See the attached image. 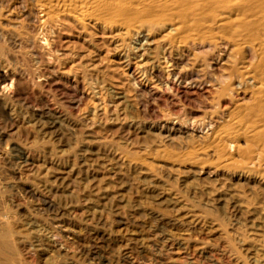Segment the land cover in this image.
I'll use <instances>...</instances> for the list:
<instances>
[{
	"label": "rangeland",
	"instance_id": "rangeland-1",
	"mask_svg": "<svg viewBox=\"0 0 264 264\" xmlns=\"http://www.w3.org/2000/svg\"><path fill=\"white\" fill-rule=\"evenodd\" d=\"M0 2V89L8 84L7 92H0V216L5 218L0 236L8 237L1 245L3 261L255 264L264 254V185L258 176L264 174V163L260 173L251 175L237 164L227 165V159L221 162L210 147L213 134L204 132L238 99L222 93L229 82L222 78L232 72L230 51L196 47L186 52L185 46L170 43L164 31L117 36L107 30L84 32L71 22L50 30L28 16L31 0ZM48 201L54 203L49 208ZM57 223L75 236L60 235ZM9 240L16 241L12 245Z\"/></svg>",
	"mask_w": 264,
	"mask_h": 264
},
{
	"label": "bare ground",
	"instance_id": "bare-ground-1",
	"mask_svg": "<svg viewBox=\"0 0 264 264\" xmlns=\"http://www.w3.org/2000/svg\"><path fill=\"white\" fill-rule=\"evenodd\" d=\"M1 1V0H0ZM33 3L32 9L29 11L28 16L34 17L38 23L44 26L55 27L68 24L71 22L76 25L80 30L87 32L89 29H97L103 31H115L117 36L130 35L132 32H138L145 30L153 33L156 31L166 32L165 38L170 43L183 45L188 49L199 48H221L226 51H230L229 60L232 66V72L227 78H222L226 82L228 79V85L222 91L223 94L227 92L231 93V96H235L237 101L229 107L225 115H219L221 117L216 118V121H211L205 126V131L211 132L212 144L214 154H219L220 161L222 158L227 159V165L237 164L242 172L255 175L257 169L264 163V0H31ZM0 7L2 4L0 2ZM28 10V9H27ZM2 11V10H0ZM5 14V13H4ZM7 15V14H6ZM1 16V15H0ZM3 18V17H2ZM7 18V17H6ZM8 19V18H7ZM11 20V19H10ZM7 21V20H6ZM13 22V21H12ZM18 23V22H17ZM8 24V23H7ZM19 24H15L14 27H18ZM13 26V25H12ZM2 28V26H1ZM12 28V27H11ZM33 28V27H31ZM74 28V27H73ZM6 29V28H5ZM18 29V28H17ZM55 29V28H54ZM14 30V29H13ZM45 32V31H44ZM80 33V32H79ZM158 33V32H157ZM70 34V33H69ZM140 34V33H139ZM113 35H116L115 33ZM7 37V36H6ZM126 37V36H125ZM4 38V37H3ZM119 38V37H118ZM16 40V39H15ZM116 40V39H115ZM18 41V40H17ZM117 41V40H116ZM126 41V40H125ZM154 41V40H153ZM6 42V41H5ZM50 42V41H49ZM7 43V42H6ZM41 43V42H40ZM125 43V42H124ZM165 43V42H164ZM123 44V41H122ZM166 44V43H165ZM52 45V44H51ZM182 46L179 48L181 49ZM145 49V48H144ZM172 49V48H171ZM184 49V48H183ZM182 49V50H183ZM207 49V50H208ZM119 50V49H118ZM168 50V49H167ZM170 50V48H169ZM202 50V49H201ZM206 50V49H204ZM166 51V50H165ZM176 51V50H175ZM200 51V50H199ZM178 52V51H177ZM180 52V51H179ZM197 52V51H196ZM218 52V51H217ZM69 53V52H68ZM169 53V52H168ZM172 53V52H171ZM191 53V52H190ZM199 53V52H197ZM221 53V52H220ZM176 54V53H175ZM184 54V53H183ZM188 54V53H187ZM31 55V54H30ZM174 55V54H173ZM178 55V54H176ZM190 55V54H189ZM194 55V53H193ZM223 55V54H222ZM162 56V55H161ZM166 56V55H165ZM172 56V55H171ZM196 55H194L195 57ZM215 56V55H214ZM213 56V57H214ZM220 56V55H219ZM164 57V56H163ZM180 57V56H179ZM177 56L176 58L179 59ZM191 57V56H190ZM212 57V58H213ZM217 57V56H216ZM168 58V57H167ZM170 58V57H169ZM175 58V59H176ZM183 58V57H182ZM185 58V57H184ZM183 58V59H184ZM188 58V57H187ZM211 56L209 57V59ZM182 59V60H183ZM215 59V58H214ZM222 59V58H221ZM220 59V60H221ZM187 60V59H186ZM191 60V59H190ZM194 60V59H192ZM218 60V59H217ZM161 61V60H160ZM216 61V60H214ZM170 62V61H169ZM172 62V61H171ZM190 62V61H189ZM197 60L195 61V63ZM210 64L212 61H209ZM167 63V62H166ZM177 63V62H176ZM179 63V62H178ZM184 63V62H183ZM188 63V62H187ZM175 64V62H174ZM181 64V63H180ZM191 64V62L189 63ZM188 64V65H189ZM194 64V63H192ZM197 64V63H196ZM218 64V62H217ZM172 65V63H171ZM177 65V64H176ZM187 65V66H188ZM200 65V64H199ZM213 65V64H211ZM209 65V66H211ZM216 65V64H215ZM230 66V65H228ZM163 67V66H162ZM190 67V66H189ZM195 67V65H194ZM204 68V67H203ZM214 68V66H213ZM229 68V67H228ZM189 69V68H188ZM191 69V67H190ZM205 69V68H204ZM207 69V68H206ZM205 69V70H206ZM216 69V68H215ZM214 69V70H215ZM192 70H194L192 68ZM201 70V69H199ZM213 70V69H211ZM174 71V70H173ZM187 71V70H184ZM198 71V70H197ZM69 72V71H68ZM180 72V71H179ZM193 72V71H192ZM191 72V73H192ZM196 72V71H195ZM194 72V73H195ZM203 72V71H202ZM201 72V73H202ZM187 73V72H186ZM188 73H190L188 71ZM197 73V72H196ZM198 73H200L198 71ZM205 73V72H204ZM217 73V72H216ZM229 73V71L227 72ZM169 74H171L169 72ZM168 74V75H169ZM184 74V73H183ZM192 75V74H190ZM196 75V74H195ZM201 75V74H200ZM199 75V76H200ZM173 76V75H171ZM170 76V77H171ZM185 76V75H184ZM193 76V75H192ZM209 76V75H207ZM206 76V78H207ZM168 77V76H167ZM175 77V76H174ZM176 77H178L176 75ZM182 77V76H181ZM191 77V76H190ZM48 78V77H47ZM185 78V77H184ZM199 78V77H198ZM203 78V77H202ZM211 78V77H209ZM219 78V77H218ZM193 79V78H191ZM197 79V78H196ZM201 78H199L200 80ZM205 79V76H204ZM180 80V79H179ZM183 80V79H182ZM198 80V82H199ZM202 80V79H201ZM227 80V81H228ZM174 81V79H173ZM168 82V80H167ZM179 82V81H178ZM201 82V81H200ZM186 83V81H184ZM203 83V82H202ZM168 84V83H167ZM173 84V83H172ZM181 84V83H180ZM187 84V83H186ZM194 84V83H193ZM192 84V85H193ZM197 84V83H196ZM195 84V85H196ZM208 84V83H207ZM67 85V84H66ZM204 85V84H202ZM11 86V85H10ZM9 86V88H10ZM175 86V85H174ZM190 86V85H189ZM211 86V84H210ZM209 86V87H210ZM199 87V86H198ZM197 87V88H198ZM203 87V86H202ZM207 87V86H206ZM8 84L4 82L1 87L2 94L7 92ZM154 88V87H153ZM157 88V87H156ZM171 88V87H170ZM169 88V89H170ZM176 88V87H175ZM174 88V89H175ZM178 88V87H177ZM187 88V87H186ZM186 88L184 90H186ZM190 88V87H189ZM214 88V87H213ZM211 89V88H210ZM220 89V90H221ZM140 90V89H139ZM152 90V88H151ZM177 90V89H176ZM189 90V89H188ZM203 90V88H202ZM192 91V90H191ZM199 91V90H198ZM207 91V90H206ZM205 91V92H206ZM213 91V90H212ZM215 91V90H214ZM152 92V91H151ZM155 92V91H154ZM179 92V91H178ZM182 92V91H181ZM179 92V93H181ZM189 92V91H188ZM186 90V93H188ZM209 92V91H208ZM10 93V92H9ZM8 93V94H9ZM166 93V92H164ZM184 93V92H183ZM193 93V91H192ZM203 93V92H202ZM215 93V92H214ZM218 93V92H217ZM191 93H188V96ZM211 94V93H210ZM210 94H208L210 96ZM216 94V93H215ZM214 94V95H215ZM220 94V93H219ZM6 95V94H5ZM146 95V94H145ZM185 95V93L183 94ZM192 95V94H191ZM195 95V93H193ZM200 95V94H199ZM205 96V95H204ZM206 96V97H209ZM211 96H213L211 94ZM226 96V95H224ZM228 96V95H227ZM13 97V96H12ZM210 98V97H209ZM225 98V97H224ZM229 98V97H228ZM206 99V98H205ZM226 99V98H225ZM224 99V101H225ZM228 100V99H227ZM236 100V99H235ZM223 101V102H224ZM195 102V101H194ZM227 102V101H226ZM232 102V100H231ZM225 104V103H224ZM228 104V103H227ZM226 104V105H227ZM195 105V104H194ZM198 105V104H197ZM229 105V104H228ZM223 108H226L227 106ZM61 113V112H60ZM173 114V113H172ZM218 114V113H217ZM221 114V113H219ZM224 114V113H223ZM211 116V115H210ZM199 117V116H198ZM53 118V116H52ZM57 118V117H56ZM159 118V117H158ZM162 118V116H161ZM164 119V118H163ZM214 119V118H213ZM55 120V119H54ZM53 120V121H54ZM61 120V119H60ZM194 120V119H193ZM58 121V120H57ZM65 121V120H64ZM63 121V122H64ZM186 121V120H185ZM61 122V121H60ZM194 122V121H193ZM205 122V121H204ZM57 123V122H56ZM168 123V122H167ZM176 123V122H175ZM181 123V122H180ZM197 123V122H196ZM169 124V123H168ZM191 124V123H190ZM200 124V123H199ZM198 124V125H199ZM174 125V124H173ZM165 126V125H164ZM167 126V125H166ZM182 126V125H181ZM180 126V128H181ZM188 126V125H187ZM193 126V125H192ZM195 126V125H194ZM202 126V125H201ZM163 128V127H162ZM202 128V127H200ZM171 129V128H170ZM177 129V128H176ZM189 129V128H188ZM192 129V128H191ZM196 129V128H195ZM194 129V130H195ZM164 130V129H161ZM167 130V129H166ZM169 130V129H168ZM171 131V130H170ZM169 131V132H170ZM187 131V130H186ZM200 131V130H199ZM180 132V130H179ZM183 132V131H182ZM97 133V132H96ZM171 133V132H170ZM185 133V132H183ZM192 133V132H191ZM208 133V132H207ZM128 134V133H127ZM187 134V133H186ZM190 134V133H189ZM188 134V135H189ZM200 134H203L200 132ZM206 134V133H205ZM88 135V134H87ZM91 135V134H90ZM96 135V134H95ZM98 135V134H97ZM123 135V134H121ZM167 138V133L165 134ZM170 135V134H169ZM168 135V136H169ZM174 135V134H173ZM194 134L190 135L193 136ZM208 135V134H207ZM211 135V134H210ZM93 136V135H92ZM128 136V135H127ZM135 136V135H134ZM201 136V135H200ZM129 137V136H128ZM158 137V136H157ZM164 137V136H163ZM197 137V136H196ZM202 137V136H201ZM176 137H169L168 139ZM206 138V137H205ZM105 139V138H104ZM125 139V138H124ZM177 139V138H176ZM209 139V138H208ZM91 140V139H90ZM110 140V139H109ZM167 140V139H166ZM178 140V139H177ZM199 140V139H198ZM206 140V139H205ZM210 140V139H209ZM176 141V140H175ZM186 141V140H185ZM202 141V140H201ZM95 142V141H94ZM123 142V141H121ZM207 142V141H206ZM171 143V142H170ZM200 143V142H199ZM204 144V143H203ZM202 144V145H203ZM206 144V143H205ZM209 144V145H210ZM144 145V144H142ZM172 145V144H171ZM169 145L168 147H170ZM182 145V144H181ZM191 145V144H190ZM201 145V144H200ZM145 146V145H144ZM86 147V146H85ZM174 147V146H173ZM202 147V146H200ZM206 146H204L205 148ZM190 148V147H189ZM203 150H206L204 149ZM177 149V148H176ZM189 150V149H188ZM194 150V149H193ZM192 150V151H193ZM104 151V150H102ZM179 151V150H178ZM187 151V150H186ZM185 151V152H186ZM197 151V150H196ZM201 151V149H200ZM208 151V150H206ZM211 151V150H210ZM203 152V151H202ZM106 153V152H105ZM183 153V152H182ZM190 153V152H189ZM201 153V152H200ZM166 154V153H165ZM188 154V153H187ZM193 154V153H192ZM192 154H189L190 156ZM206 154V153H205ZM209 154V153H208ZM95 155V154H94ZM189 155L187 157H189ZM211 155V153H210ZM184 156V155H183ZM182 156V157H183ZM214 156V155H213ZM121 157V156H120ZM185 157V156H184ZM204 157V156H203ZM209 157V156H208ZM212 157V155H211ZM210 157V158H211ZM222 157V158H221ZM122 158V157H121ZM196 158V157H194ZM205 159L207 157H204ZM217 158V156H216ZM183 159V158H182ZM193 159V158H192ZM203 159V158H202ZM213 159V158H212ZM142 160V159H141ZM170 160V159H169ZM173 160V159H172ZM209 160V158L207 159ZM206 160V161H207ZM214 160V159H213ZM212 160V162H213ZM110 161V160H109ZM112 161V160H111ZM146 161V160H143ZM142 161V162H143ZM196 161V160H195ZM198 161V158H197ZM204 160H202L203 162ZM113 162V161H112ZM201 162V161H200ZM205 162V161H204ZM215 162V161H214ZM213 162V163H214ZM219 162V161H217ZM215 162V163H217ZM222 162V161H221ZM146 162L142 164L144 166ZM189 163V162H188ZM199 162H197L198 164ZM207 163H211L207 161ZM206 163V164H207ZM214 163V164H215ZM107 164V163H106ZM141 164V163H140ZM175 164V163H174ZM192 164V162H191ZM201 164V163H200ZM204 166V163H202ZM147 164L148 169L150 168ZM173 165V163L171 164ZM219 165H221L219 163ZM224 165V164H223ZM233 165V166H234ZM181 166V165H180ZM206 166V165H205ZM210 166V165H209ZM213 166V165H212ZM236 166V165H235ZM263 166V165H262ZM118 167V166H117ZM146 167V168H147ZM154 167V166H153ZM181 167H184L183 165ZM197 167V165H196ZM207 167V166H206ZM218 167V166H217ZM224 167V166H223ZM222 167V170H223ZM226 167V166H225ZM238 167H234V170ZM178 168V166H177ZM186 168V167H185ZM188 168V167H187ZM199 168V167H198ZM201 168V167H200ZM213 168V167H212ZM221 168V167H218ZM233 168V167H232ZM262 168V167H261ZM264 168V167H263ZM161 169V168H160ZM179 169V168H178ZM181 169V168H180ZM183 169V168H182ZM216 169V167H215ZM228 169V168H225ZM224 169V171H225ZM15 170V169H14ZM150 170V169H149ZM152 170V169H151ZM187 170V169H186ZM196 170V169H194ZM198 170V169H197ZM201 170V169H200ZM210 170V169H209ZM218 170V169H216ZM239 170V169H238ZM167 171V170H166ZM189 171V168L188 170ZM191 171V170H190ZM189 171V172H190ZM233 171V170H232ZM231 171V172H232ZM168 172V171H167ZM166 172V173H167ZM196 172V171H195ZM199 172V171H197ZM204 172V171H202ZM209 174L210 171L207 170ZM214 172V171H212ZM219 172V171H218ZM223 172V171H222ZM238 172V171H237ZM260 173V171L258 170ZM257 172V173H258ZM170 173V172H169ZM187 173V172H186ZM206 173V172H205ZM224 173V172H223ZM228 173V172H227ZM233 173V172H232ZM264 173V172H263ZM230 174V173H228ZM246 174V175H247ZM208 175V174H206ZM245 176V174H244ZM259 180L264 185V174H259ZM168 177V176H167ZM207 177V176H206ZM230 177V175H229ZM228 177V178H229ZM176 178V177H175ZM225 178V177H222ZM241 178V176H240ZM174 179V178H173ZM247 179V178H246ZM254 179V178H252ZM257 179V178H256ZM206 180V179H205ZM228 180V179H227ZM240 180V179H239ZM244 180V179H243ZM255 180V179H254ZM208 181V180H207ZM210 181V180H209ZM208 181V182H209ZM173 182V181H172ZM191 182V181H190ZM189 182V183H190ZM247 182V181H246ZM249 182V181H248ZM247 182V183H248ZM253 182V181H252ZM259 182V181H258ZM210 183V182H209ZM213 183V182H212ZM243 184L245 182H242ZM241 183V184H242ZM214 184V183H213ZM246 184V183H245ZM259 184V183H258ZM188 185V183H187ZM190 185V184H189ZM202 185V184H201ZM204 185V184H203ZM224 185V184H222ZM221 185V186H222ZM238 185V184H237ZM253 185V184H252ZM184 186V185H183ZM219 186V185H218ZM219 186V187H221ZM234 186V185H233ZM246 186V185H245ZM256 184V189H257ZM186 187V186H185ZM195 187V186H194ZM203 187V186H202ZM217 187V186H215ZM231 186H229L228 189ZM241 187V186H240ZM247 187L250 188L248 185ZM246 187V188H247ZM218 188V187H217ZM224 188V186H223ZM226 188V187H225ZM255 188V187H254ZM259 188V187H258ZM261 188V187H260ZM215 189V188H214ZM222 189V188H221ZM238 189V188H237ZM252 189V188H251ZM263 189V188H262ZM186 190V189H185ZM203 190V189H202ZM233 190V188H232ZM242 190V189H241ZM253 190V189H252ZM261 190V189H259ZM34 191V190H33ZM229 191V190H228ZM234 191V190H233ZM249 191H251L249 189ZM262 191V190H261ZM264 191V190H263ZM29 192V191H28ZM194 192V191H193ZM210 191L207 193L209 194ZM220 192V189H219ZM232 192V191H231ZM244 192V191H242ZM252 192V191H251ZM257 192H259L257 190ZM256 192V193H257ZM188 193V192H187ZM218 193V192H217ZM237 193V192H236ZM239 193V192H238ZM225 194V193H223ZM227 194H230L227 192ZM235 193H232L234 195ZM242 194V193H241ZM244 194H246L244 192ZM251 194V193H249ZM253 194V193H252ZM260 194V193H258ZM263 194V192H262ZM184 195V194H183ZM215 195V193H213ZM220 195V194H219ZM198 196V195H197ZM224 196V195H222ZM254 197V195H252ZM202 197V196H201ZM214 197V196H213ZM216 197V196H215ZM246 197L247 194H246ZM251 197V198H253ZM256 197V196H255ZM253 200L256 201V198ZM258 197V196H257ZM174 198V197H173ZM177 198V197H176ZM191 198V197H190ZM193 198V196H192ZM227 198V197H226ZM236 197H234L235 199ZM242 198V197H241ZM249 198V197H248ZM202 199V198H201ZM221 199V196L220 198ZM218 199V200H219ZM223 201L229 202L227 199L222 198ZM237 199V198H236ZM245 199V198H244ZM217 200V198L215 199ZM240 200V199H237ZM11 201V200H10ZM44 201V200H43ZM46 201V199H45ZM44 201V202H45ZM221 201V200H220ZM231 201V200H230ZM245 201V200H244ZM263 201V200H262ZM232 202V201H231ZM248 202V201H246ZM254 202V201H253ZM257 202V201H256ZM53 203V202H51ZM46 202V206L49 208L51 204ZM221 203V202H220ZM223 203V202H222ZM206 204V203H205ZM240 204V203H237ZM45 205V204H44ZM220 205V204H217ZM227 205V204H225ZM231 205V204H229ZM253 205V204H252ZM262 205V204H261ZM224 206V205H222ZM221 206V207H222ZM233 206V204H232ZM230 206V207H232ZM248 205H245V207ZM255 206V204H254ZM257 206V205H256ZM182 207V206H181ZM226 207V206H225ZM228 207V206H227ZM241 207V206H240ZM249 207V206H248ZM252 207V206H251ZM259 207V206H258ZM57 208V207H56ZM238 208V207H237ZM250 208V207H249ZM249 208L247 209L249 211ZM257 208V207H256ZM3 209V208H2ZM221 209V208H220ZM242 209V208H241ZM245 209V208H243ZM264 209V208H263ZM262 209V210H263ZM53 210V209H52ZM51 210V211H52ZM179 210V209H178ZM235 210V208H234ZM233 210V211H234ZM251 210V209H250ZM1 211V210H0ZM58 211V210H57ZM56 211V212H57ZM212 211V210H211ZM227 211V210H225ZM231 211V210H230ZM257 211V210H256ZM3 212V211H1ZM242 212V211H241ZM247 212V211H246ZM254 212V211H253ZM258 212V211H257ZM264 212V211H263ZM176 213V212H175ZM213 213V212H212ZM251 213V212H250ZM2 214V213H1ZM57 214V213H56ZM151 214V213H149ZM153 214V212H152ZM217 214V213H216ZM240 214V213H238ZM249 214V212H248ZM252 214V213H251ZM256 214V213H255ZM255 214H253L255 216ZM66 215V214H65ZM158 215V214H155ZM166 215V214H165ZM3 216V215H2ZM6 216V215H5ZM8 216V215H7ZM249 216V215H248ZM4 217V216H3ZM157 217V216H155ZM61 217H59L60 219ZM145 218V217H144ZM152 218V217H151ZM154 218V217H153ZM165 218V216H164ZM171 218V217H170ZM216 218V217H214ZM5 219V218H4ZM3 218L0 216V226L4 223ZM7 219V217H6ZM13 219V218H12ZM181 219V218H180ZM179 219V220H180ZM219 219V218H218ZM251 219V218H250ZM253 219V218H252ZM259 219V217H258ZM262 219V217H261ZM56 220V219H55ZM157 220L162 221V217H157ZM166 220V219H164ZM177 220V219H175ZM58 221V220H57ZM167 221V220H166ZM171 221V220H170ZM169 221V223H170ZM198 221V220H197ZM222 221V220H221ZM227 221V220H226ZM254 221V220H252ZM262 221V220H258ZM9 222V220H8ZM62 222V221H60ZM118 222V221H117ZM158 222V221H157ZM190 222V221H187ZM7 223V221H6ZM56 223V222H55ZM160 223V222H158ZM166 223V222H165ZM172 223V222H171ZM184 223V222H176ZM174 222V224H176ZM225 223V222H224ZM243 223V222H242ZM33 224V223H32ZM66 224V223H65ZM163 224V223H162ZM189 224V223H188ZM251 224V223H250ZM4 225V224H3ZM6 225V224H5ZM57 232L64 236H75V232L65 227L64 225L57 223ZM183 225V224H182ZM225 225V224H224ZM227 225V224H226ZM39 226V225H38ZM67 226V225H66ZM163 226V225H162ZM180 226V225H179ZM191 226V225H190ZM193 226V224H192ZM251 226V225H250ZM263 226V225H262ZM34 227V226H33ZM42 227V225H41ZM198 228V227H197ZM260 228V227H258ZM6 229V228H5ZM188 229V228H187ZM263 230V228L261 227ZM3 230V229H2ZM1 230V231H2ZM199 230V229H198ZM212 230V229H211ZM236 230V229H235ZM257 230V229H256ZM5 232V230H3ZM2 231V232H3ZM76 231V230H75ZM225 231V229H224ZM258 231V230H257ZM264 231V230H263ZM42 232V231H41ZM78 232V231H77ZM149 232V231H148ZM260 232V231H259ZM83 233V232H82ZM54 234H57L54 232ZM79 234V233H77ZM165 234V233H164ZM232 234H234L232 232ZM253 234H257L256 232ZM47 235V234H46ZM243 235V234H242ZM252 235V234H251ZM264 235V234H263ZM262 235V237H264ZM45 236V235H43ZM54 236V235H53ZM57 236V235H55ZM63 236V237H64ZM82 236V235H81ZM169 236V235H168ZM245 236V234H244ZM242 236V237H244ZM250 236V234H249ZM253 236V235H252ZM257 236V235H256ZM49 237V236H48ZM157 237V236H156ZM232 237V236H231ZM235 237V236H234ZM233 237V238H234ZM247 237V235H246ZM7 236H0V250L1 245L7 244ZM54 238V237H52ZM177 238V237H176ZM250 238V237H249ZM252 238V237H251ZM17 239V238H16ZM36 239V238H35ZM171 239V238H170ZM169 239V240H170ZM13 240V239H12ZM12 240H9L12 241ZM21 240V239H20ZM39 240V239H38ZM45 240V239H44ZM50 240V239H48ZM54 240V239H53ZM146 240V239H145ZM151 240V239H150ZM187 240V239H186ZM239 240V239H238ZM261 240H264L263 238ZM16 241V240H15ZM14 241V242H15ZM36 241V240H35ZM51 241V240H50ZM66 241V240H65ZM178 241V240H176ZM234 241V240H233ZM236 241V238H235ZM258 241V240H257ZM13 242V241H12ZM10 242L12 245L13 243ZM25 242V241H24ZM23 242V243H24ZM32 242V241H31ZM172 242V241H171ZM174 242V241H173ZM181 242V241H180ZM232 242V241H231ZM249 242V241H248ZM246 242V243H248ZM39 243V242H38ZM161 243V242H160ZM175 243V242H174ZM179 243V242H178ZM182 243V242H181ZM180 243V246H181ZM244 243V242H243ZM260 243V240L259 242ZM30 244V243H29ZM67 244V243H66ZM143 244V243H142ZM177 244V243H176ZM229 244V243H228ZM263 244V243H262ZM34 245V244H33ZM46 245V244H45ZM162 245V244H161ZM238 245V244H237ZM235 245V247H237ZM260 245V244H259ZM29 246V245H28ZM32 246V245H31ZM58 246V245H57ZM179 246V245H178ZM239 246V245H238ZM242 247V245H240ZM245 246V245H244ZM9 247V246H8ZM35 247V246H34ZM37 247V246H36ZM39 247V246H38ZM37 247V248H38ZM41 247V246H40ZM54 247V246H53ZM72 247V246H71ZM255 247V246H254ZM89 248V247H88ZM197 248V247H196ZM200 248V247H199ZM239 248V247H237ZM258 248V247H257ZM261 248V247H260ZM157 249V247H156ZM179 249V248H178ZM194 249V248H193ZM252 249V248H251ZM255 248L252 250L254 251ZM262 249V248H261ZM31 250V249H29ZM60 250V249H59ZM66 250V249H65ZM197 250V249H196ZM195 250V252H196ZM3 251V248H2ZM8 251V250H7ZM6 251V252H7ZM160 251V250H159ZM158 251V252H159ZM170 251V250H169ZM213 251V250H212ZM215 251V250H214ZM243 251V250H242ZM250 251V250H249ZM257 251V250H256ZM263 251V250H261ZM12 253L11 251H9ZM30 252V251H29ZM32 252V251H31ZM37 252V251H34ZM43 252V251H42ZM128 252V251H127ZM194 252V253H195ZM201 252V251H200ZM203 251L201 254H207ZM241 252V250H240ZM248 252V250H247ZM5 253V251H4ZM8 253V252H7ZM39 253V251H38ZM160 253V252H159ZM167 253V252H164ZM174 253H178L177 250ZM199 253V252H198ZM213 253V252H212ZM249 253V252H248ZM257 252L254 253V255ZM13 254H15L13 252ZM41 254V253H40ZM45 254V253H44ZM126 254V252L124 253ZM161 254V253H160ZM163 254V253H162ZM161 254V255H162ZM211 254V252L209 253ZM208 254V256H210ZM222 254V253H221ZM253 254V253H252ZM3 255V254H2ZM9 255V254H8ZM31 255V254H30ZM33 255H35L33 253ZM61 255V254H60ZM168 255V254H167ZM170 255V253H169ZM194 255V254H193ZM198 255V254H197ZM247 255V254H246ZM251 255V254H250ZM158 256V255H157ZM160 256V255H159ZM191 256V255H190ZM199 256V255H198ZM204 256V255H203ZM207 257V255H205ZM214 256V255H211ZM210 256V257H211ZM219 256V255H218ZM259 256V255H257ZM9 257V256H8ZM14 257V256H13ZM16 257V256H15ZM125 257V256H124ZM122 257V258H124ZM128 257V256H127ZM161 257V256H160ZM164 257V254H163ZM167 257V256H166ZM170 257V256H168ZM192 257V256H191ZM190 257V258H191ZM197 257V256H195ZM202 257V255H201ZM206 257H204L206 259ZM217 257V256H216ZM215 259L218 258L217 257ZM4 256L0 255V263L16 264L14 260L10 262L3 261ZM22 258V257H21ZM20 258V259H21ZM174 258V257H173ZM209 257H207L208 259ZM214 258V257H213ZM240 258V257H239ZM100 259V258H99ZM109 259V258H108ZM189 259V256L188 258ZM193 259V258H192ZM198 259V258H197ZM212 259V258H209ZM245 259V258H244ZM247 259V258H246ZM253 259V257H252ZM250 258V260H252ZM255 259V258H254ZM253 259V260H254ZM83 260V259H82ZM106 260V259H105ZM154 260V259H153ZM172 261V259H170ZM176 260V259H174ZM238 260V259H237ZM241 260V258H240ZM249 260V259H248ZM156 261V260H154ZM193 261V260H192ZM199 261V260H198ZM201 261V260H200ZM199 261V262H200ZM246 261V260H245ZM134 262V261H133ZM131 262V263H133ZM169 262V261H168ZM175 262V261H174ZM177 262V261H176ZM183 262V261H182ZM187 262V261H186ZM248 262V261H247ZM257 264H264V254L261 257L255 259ZM23 263V261H22ZM140 263V262H139ZM180 263V261L178 262ZM185 263V262H184ZM190 264L192 262H189ZM195 263V260L193 261ZM197 263V262H196ZM204 263V262H203ZM202 263V264H203ZM212 263V262H211ZM246 263V262H245ZM255 263V264H256ZM173 264V263H172ZM183 264V263H182ZM217 264V263H215ZM219 264V263H218ZM247 264V263H246Z\"/></svg>",
	"mask_w": 264,
	"mask_h": 264
}]
</instances>
